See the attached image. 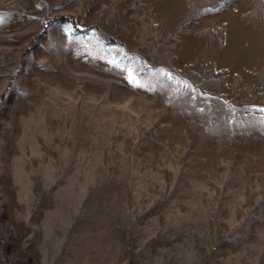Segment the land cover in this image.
Here are the masks:
<instances>
[{"label":"rangeland","instance_id":"374dc122","mask_svg":"<svg viewBox=\"0 0 264 264\" xmlns=\"http://www.w3.org/2000/svg\"><path fill=\"white\" fill-rule=\"evenodd\" d=\"M0 264H264V0H0Z\"/></svg>","mask_w":264,"mask_h":264},{"label":"trees","instance_id":"16d2710c","mask_svg":"<svg viewBox=\"0 0 264 264\" xmlns=\"http://www.w3.org/2000/svg\"><path fill=\"white\" fill-rule=\"evenodd\" d=\"M52 21H58V22H68L70 23L74 28L79 29L78 26L76 25V22L73 17L71 16H60V17H54L49 20L47 24H49ZM80 30H85V29H80Z\"/></svg>","mask_w":264,"mask_h":264}]
</instances>
